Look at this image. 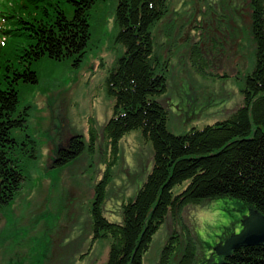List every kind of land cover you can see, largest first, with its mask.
Returning <instances> with one entry per match:
<instances>
[{"label": "rangeland", "instance_id": "1", "mask_svg": "<svg viewBox=\"0 0 264 264\" xmlns=\"http://www.w3.org/2000/svg\"><path fill=\"white\" fill-rule=\"evenodd\" d=\"M116 1L98 0L90 10L91 36L81 61L43 57L32 64L37 82L18 87L20 106L28 105L30 110L25 128L12 134L18 140L32 136L38 153L35 161L20 159L22 186L12 203L0 208V264H105L110 241L94 237V186L110 163L102 211L109 221L119 222L121 204L136 194L152 168L151 143L139 130L120 139L117 154L109 152L101 134L114 104L107 94L106 78L121 54L114 40ZM24 2L0 0V28L11 29V21L4 16ZM206 3L216 10L220 7L219 0H168L164 17L151 30L155 55L165 64L166 92L159 101L167 111V129L175 134L230 116L242 105L244 77L254 66L253 43L245 30L246 10L236 11L229 35L230 27L221 31L202 14ZM207 24L212 26L209 36L224 44L219 50L212 51L206 32L201 36ZM5 35L0 32V52L9 47L10 37ZM201 37L207 41H200ZM197 41L208 45L205 57L215 59L203 72L190 58ZM90 128L97 133L93 149L86 148L77 158L53 167L55 150L63 151L68 138L75 135L87 144ZM174 189L180 191V187ZM262 225L236 199L189 205L178 218L167 216L142 262L159 264L163 248L176 233L180 250L171 252L166 264H177L187 234L195 244L194 264H218L240 236Z\"/></svg>", "mask_w": 264, "mask_h": 264}, {"label": "trees", "instance_id": "2", "mask_svg": "<svg viewBox=\"0 0 264 264\" xmlns=\"http://www.w3.org/2000/svg\"><path fill=\"white\" fill-rule=\"evenodd\" d=\"M24 1L22 7L8 9L4 16L11 21V29L0 28L10 37L9 47L0 52V208L11 204L22 186L24 166L20 159L35 161L38 153L32 136L18 140L12 134L25 128L30 110L28 105L20 106L18 87L23 82H37L32 64L43 57L67 58L74 63L82 60L91 36L90 10L98 0ZM219 1L217 10L206 3L202 14L221 31L230 27L231 35L236 11L246 10L245 30L253 43L254 66L244 77L241 106L223 120L180 134L167 129V111L159 101L166 92L165 64L155 55L151 33L164 17L168 0L116 1L118 32L114 40L121 54L106 78L107 94L114 104L101 134L109 152L117 154L120 139L139 130L151 143L153 158L152 168L136 194L121 204L119 222L109 221L102 211L110 163L94 186V237L110 241L105 264H143V255L167 216L178 218L189 205L231 198L264 220V0ZM207 28L202 26L201 36L206 32L212 51L224 47L209 36L212 26ZM200 41L192 45L190 58L203 72L215 59L205 57L208 45ZM88 135L87 144L77 135L71 137L70 149L59 151L53 167L77 158L86 148L93 149L96 130L90 128ZM175 187H180L178 193ZM228 249L218 264H264V243ZM178 250V234L173 233L159 264H166L167 256ZM195 251L187 234L177 264H194Z\"/></svg>", "mask_w": 264, "mask_h": 264}, {"label": "water", "instance_id": "3", "mask_svg": "<svg viewBox=\"0 0 264 264\" xmlns=\"http://www.w3.org/2000/svg\"><path fill=\"white\" fill-rule=\"evenodd\" d=\"M66 149L67 148L63 150L66 151ZM60 150H61V147H58L57 152H59ZM56 159L57 158H55L54 161ZM259 219L262 221L263 225L260 228L249 230L247 233L240 236L238 240L235 242V244H232L230 247H228L229 248L228 251H233L240 245L253 246L256 244L258 245V244L264 243V220H262L261 218Z\"/></svg>", "mask_w": 264, "mask_h": 264}, {"label": "flooded vegetation", "instance_id": "4", "mask_svg": "<svg viewBox=\"0 0 264 264\" xmlns=\"http://www.w3.org/2000/svg\"><path fill=\"white\" fill-rule=\"evenodd\" d=\"M70 139H71V138H68L67 142L65 143L66 145L63 146L64 149H65V148H67V149L69 148L67 145H70V141H71ZM57 153H58V152H56V150H55V152H54V154H55L54 157H55V158L57 157ZM54 157H53V158H54Z\"/></svg>", "mask_w": 264, "mask_h": 264}]
</instances>
